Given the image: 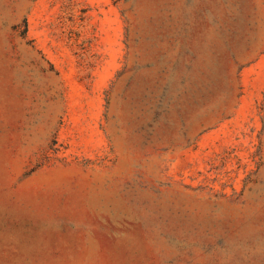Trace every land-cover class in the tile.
<instances>
[{
  "label": "rangeland",
  "instance_id": "obj_1",
  "mask_svg": "<svg viewBox=\"0 0 264 264\" xmlns=\"http://www.w3.org/2000/svg\"><path fill=\"white\" fill-rule=\"evenodd\" d=\"M0 264H264V0H0Z\"/></svg>",
  "mask_w": 264,
  "mask_h": 264
},
{
  "label": "trees",
  "instance_id": "obj_2",
  "mask_svg": "<svg viewBox=\"0 0 264 264\" xmlns=\"http://www.w3.org/2000/svg\"><path fill=\"white\" fill-rule=\"evenodd\" d=\"M27 22L25 21V26H26Z\"/></svg>",
  "mask_w": 264,
  "mask_h": 264
}]
</instances>
